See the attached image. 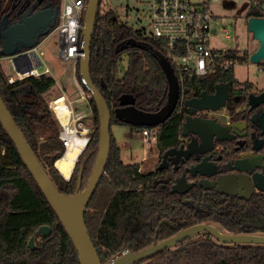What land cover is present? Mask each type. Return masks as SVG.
Here are the masks:
<instances>
[{
    "label": "trees",
    "instance_id": "16d2710c",
    "mask_svg": "<svg viewBox=\"0 0 264 264\" xmlns=\"http://www.w3.org/2000/svg\"><path fill=\"white\" fill-rule=\"evenodd\" d=\"M0 0L3 14L12 22L27 12L37 0ZM26 1L29 4L24 5ZM87 5L88 0H83ZM99 2L90 45V76L104 97L111 113V123L116 122L113 109L118 97L130 93L135 106L145 111H157L166 101V77L149 49L137 46L122 48L130 38L146 42L152 50L167 54L163 41L145 36L129 27L113 8L102 10ZM49 3L59 7L60 0H41L36 9ZM84 13L81 20L83 21ZM57 20L50 31L56 26ZM46 34H41L38 42ZM127 57V66L119 75L120 62ZM5 56L1 50L0 58ZM228 57L244 61L248 54L230 51ZM175 73L178 74L173 64ZM76 77L87 94L88 90ZM0 62V95L56 188L72 194L80 174L83 189L93 169L98 143L99 118L93 99L89 104L93 114V130L83 150L79 153L69 179L64 178L54 165L65 152L60 138L61 125L49 106L46 94L55 86V79L46 74L29 75L8 82ZM236 81L232 69L216 70L205 76H193L182 84L189 93L212 88V83ZM183 115L176 110L162 124L156 126V147L160 152L174 146L181 133ZM131 130L142 127L128 125ZM110 150L99 182L84 214L85 224L101 262L117 252L129 248L135 252L157 240L166 239L178 231L202 222H217L231 233L264 234V195L249 201L233 198H210V210L200 213L193 209L198 198L195 190L185 195L163 188L159 179L164 171H141L138 163H124L120 147L110 128ZM174 179L169 178L170 185ZM168 221L169 223H167ZM47 225L50 234L36 233ZM34 237V248L28 244ZM166 248L139 264H264L262 244H221L203 233ZM0 264H80L77 251L60 223L40 187L22 161L17 148L0 123Z\"/></svg>",
    "mask_w": 264,
    "mask_h": 264
},
{
    "label": "water",
    "instance_id": "95a60500",
    "mask_svg": "<svg viewBox=\"0 0 264 264\" xmlns=\"http://www.w3.org/2000/svg\"><path fill=\"white\" fill-rule=\"evenodd\" d=\"M99 2L100 0H88L79 38V52L81 53L78 61L79 78L82 85L88 90L89 96L93 99L99 118L96 160L88 182L83 189H80V174H78L77 185L72 194L62 193L56 188L36 154L28 144L20 128L15 123L0 95V123L15 144L22 161L28 167L30 173L34 177L42 193L46 197L60 223L63 225L66 233L71 239V242L77 251L79 263L139 264L152 257L154 254L166 248L176 246L178 243L185 241L189 237L201 231H207L222 243L264 245V234L223 233L211 224L196 223L161 241H158L157 235H155L154 241L151 245L135 252L131 251L129 248H124L107 261L101 262L84 220L87 205L101 175L104 173V168L109 155L111 139V113L104 97L92 82L89 69L90 45ZM57 11V6L52 7L46 5L36 9V4H33L27 12L20 15L14 22H10L6 19V17L2 19L0 25L1 50L5 55L12 58V63L17 71L30 72L39 64V57L34 51L35 44L38 42L39 36L41 34H46V32L48 33L51 26L54 25L57 17ZM247 24L253 37L259 41L258 48L251 53L249 59L251 62L257 64L264 62V18L251 17L248 19ZM128 45L152 51V54L157 59L166 77L168 85L167 97L164 104L157 111L150 112L137 108L135 106V98L132 94L123 93L118 97V106L113 109L115 120H119L132 126L156 127L164 123L172 115L176 108L180 97V84L178 78L167 56L159 51L152 50L151 45L146 42L136 41L133 38L127 39L122 44V48L127 47ZM30 58H33L34 61L27 65V67H22L21 61H27ZM226 87V85L217 86L216 93L212 95L206 93V91H202L199 97L185 99L183 101V105L186 110L190 112H195L196 110L203 108V106L217 108L221 104H224V92ZM183 92H188V89H183ZM263 95L264 93L260 96ZM258 97L259 96L250 95V103L253 105L257 104L256 99H258ZM260 119L263 121L264 116ZM210 123L211 122L209 120L187 118L182 124V135L186 136L190 131L197 133L199 127L207 126ZM209 137L210 136L204 139L209 140ZM208 142L209 141H207V143ZM81 150H83V148ZM175 152V149L166 150L163 153L164 161L167 155H172ZM180 153L181 150L178 155H180ZM161 167L162 165L159 166V168ZM70 176L66 179H69ZM193 184L194 183L192 182H188L183 174L180 178L176 179V182L171 187V191L184 194L193 186ZM200 184L204 188H210L213 186V183L206 180H201ZM217 190L223 191L219 187ZM226 193L234 194V192L230 191H226ZM249 196V194L240 195V197L246 199L249 198ZM36 233L49 235L50 227L42 225L37 229ZM34 237L35 235H32L28 240V244L31 249L35 246Z\"/></svg>",
    "mask_w": 264,
    "mask_h": 264
},
{
    "label": "flooded vegetation",
    "instance_id": "af4514ba",
    "mask_svg": "<svg viewBox=\"0 0 264 264\" xmlns=\"http://www.w3.org/2000/svg\"><path fill=\"white\" fill-rule=\"evenodd\" d=\"M46 4L49 3L43 5ZM225 85L227 87L224 92V104L217 108L203 106L195 112H190L183 105L185 99L199 97L202 91L212 95L216 93L217 86ZM211 86L209 90L200 89L197 94H191L189 88L180 85V97L174 112L178 110L183 115V122L187 118H199L209 120L211 123L199 127L197 133L190 131L183 136L182 122L177 143L168 148L175 149L176 152L167 155L164 161L163 153L168 149L163 152L157 149L160 159L154 168L164 171L159 182L163 188H168L170 191L176 179L183 174L188 182L194 183L184 194L171 192L185 195L195 190L198 198L193 209L200 213L209 212L210 204L206 201L212 197L233 198L245 202L256 195H264V120L260 119L264 116V95L260 96L264 93V83L236 79L234 83L219 82L212 83ZM185 88L188 89L186 93L183 92ZM250 95L259 96L256 99L257 104L250 103ZM208 136H210L209 140L204 139ZM180 150L181 153L178 155ZM169 178L174 179L170 185H168ZM201 180L211 182L213 186L204 188L200 184ZM218 187L223 191H218ZM226 191L234 194H227ZM247 194L250 195L247 199L240 197ZM199 223L211 224L223 233H231L217 222ZM203 233L209 234L221 244H240L222 243L207 231L198 232L186 240L195 239L194 236Z\"/></svg>",
    "mask_w": 264,
    "mask_h": 264
},
{
    "label": "built area",
    "instance_id": "2783aa9c",
    "mask_svg": "<svg viewBox=\"0 0 264 264\" xmlns=\"http://www.w3.org/2000/svg\"><path fill=\"white\" fill-rule=\"evenodd\" d=\"M141 3L142 9L133 8L126 5L123 8V21L135 31H140L149 37L163 41L166 56L176 66V74L179 84L193 76H205L216 70H234V66L240 64L236 58L228 57L232 49H217L210 45V39L217 32L216 26L220 14L215 7H220L224 11H229L225 3H233L239 7L249 18H264V0H135ZM86 6L83 0H60L57 11V23L53 30L59 36V60L64 65L77 67L79 57V38L82 28V14ZM138 21H145V27L133 28L127 22L131 16ZM237 13V12H236ZM222 32L229 37V29L222 27ZM24 60L21 61L22 67ZM258 71L264 73V62H260ZM15 68V67H14ZM175 71V70H174ZM49 69L45 67L39 71L36 67L30 72H19L15 69V74L8 77V82L23 79L29 75H39L47 73ZM63 97V96H61ZM67 106V104H66ZM68 107V106H67ZM71 113V112H70ZM70 114L68 115V118ZM63 124L60 132L65 149L77 136V129ZM142 138L150 143L151 139H156L157 127L147 126L140 129ZM85 145L89 136H82Z\"/></svg>",
    "mask_w": 264,
    "mask_h": 264
},
{
    "label": "rangeland",
    "instance_id": "374dc122",
    "mask_svg": "<svg viewBox=\"0 0 264 264\" xmlns=\"http://www.w3.org/2000/svg\"><path fill=\"white\" fill-rule=\"evenodd\" d=\"M128 5L133 8L142 9V4L135 0H102L101 8H113L117 11L120 19L124 20L123 8ZM226 9L224 11L220 7H215L216 12L220 14L218 25L216 26V34L211 37L210 45L217 49H232L238 53L246 52L248 57L234 66V77L238 81L248 80L251 82H263L264 73L258 71L257 63L250 61L249 57L259 46L258 39L254 38L252 32L248 29V17L245 13L234 6L233 3H225ZM237 12V13H236ZM127 22L133 28L145 27V21H138L132 13L129 14ZM222 27L229 29V37L222 32ZM144 34V33H143ZM147 36L146 34H144ZM42 40H44L42 42ZM39 41L38 52L43 51V59L45 63L50 66L51 73L55 76L59 84L62 81H67L66 89L56 87L52 92L47 94L46 99L52 109L50 102L54 97L60 96L63 92L65 95V103L68 105L71 113L69 117L68 126L77 129L79 136L88 137L93 130V114L89 104V94L83 91L77 77L75 81L77 86H73L75 77L74 71L70 65H64L58 57L59 51V36L55 30L46 32L45 37ZM127 66V57L124 55L120 62L119 75L123 74ZM43 69L42 66L38 70ZM49 74V72H47ZM53 111V109H52ZM55 114V112L53 111ZM56 116V114H55ZM58 119V117L56 116ZM59 121V119H58ZM61 125V130L63 126ZM111 132L115 138L117 145L120 147L121 159L124 163H138L141 171L153 170L160 159L159 151L156 148V139H151L150 143L143 140L140 130H131L128 125L112 122ZM84 130V131H83ZM55 165V163H54ZM56 166V165H55ZM195 237V236H194Z\"/></svg>",
    "mask_w": 264,
    "mask_h": 264
},
{
    "label": "bare ground",
    "instance_id": "6f19581e",
    "mask_svg": "<svg viewBox=\"0 0 264 264\" xmlns=\"http://www.w3.org/2000/svg\"><path fill=\"white\" fill-rule=\"evenodd\" d=\"M64 99L65 98L61 96H57L56 98L51 100L50 105L61 124L65 125L66 123H68V115L71 111L67 107L68 105L66 106V101H64ZM77 136L71 143L68 144L63 156L55 161L57 169L64 177H69L71 171L74 168L75 161L85 144V139Z\"/></svg>",
    "mask_w": 264,
    "mask_h": 264
},
{
    "label": "crops",
    "instance_id": "0c3cea01",
    "mask_svg": "<svg viewBox=\"0 0 264 264\" xmlns=\"http://www.w3.org/2000/svg\"><path fill=\"white\" fill-rule=\"evenodd\" d=\"M15 1L16 0H13L12 1V9L16 6L15 5ZM41 0H37L34 4H36L37 5V3H39ZM27 4H29V1H26L25 3H24V5H27ZM46 5H49V4H46ZM46 5H43L42 7H44V6H46ZM50 6V5H49ZM31 8V7H30ZM28 11V10H27ZM4 17H6V19H8L10 22H12L11 20H10V17H9V15L8 14H3L2 13V8H1V6H0V25H1V22H2V19L4 18ZM44 40H42V42H43ZM39 43L40 42H37L36 44H35V48H34V51H35V53L37 54V56L39 57V64L36 66V68L38 69V67L39 66H42L43 67V69L45 68V67H47L48 69H49V74L48 75H50V76H52L54 79H55V86L50 90V92H52L56 87H61L62 86V89H66V88H69V87H67V85H65V84H67V81L65 82V81H62L61 80V82L62 83H60L59 84V81H57V79L55 78V76L51 73V68H50V66H48L46 63H45V60L43 59V56H44V53H43V51H40V52H38V45H39ZM12 58L10 57V56H7V55H5V56H3V57H1L0 58V62H1V65H2V68H3V70H4V72L8 75V77L9 76H13L14 74H15V69L16 68H14V65H13V63H12V60H11ZM34 61V59L33 58H30V59H28L27 61L26 60H24V62H23V65H24V67H27V65H29L31 62H33ZM76 68L77 67H73L72 66V69H73V71H74V76L73 77H75L74 78V80H73V86L75 87V86H77V80L75 81V79H76ZM43 69H41V70H39V71H43ZM47 74V73H46ZM50 92H48L47 94H49ZM47 94L45 95V96H47ZM60 96H63V98H65V95H64V92L60 95ZM54 98H56V97H54ZM53 98V99H54ZM65 101V100H64ZM68 120H69V118H68ZM69 122V121H68ZM63 125V124H62ZM78 135V134H77ZM77 137H82V136H77ZM57 168V167H56ZM59 171V170H58ZM72 172V171H71ZM70 175H71V173H70ZM69 175V176H70ZM63 176V175H62ZM64 177V176H63ZM64 178H68V177H64Z\"/></svg>",
    "mask_w": 264,
    "mask_h": 264
}]
</instances>
